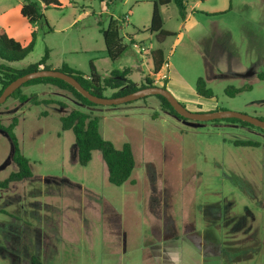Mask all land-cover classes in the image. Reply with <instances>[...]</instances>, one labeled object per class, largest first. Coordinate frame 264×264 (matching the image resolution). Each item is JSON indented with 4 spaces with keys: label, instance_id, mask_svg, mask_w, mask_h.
<instances>
[{
    "label": "rangeland",
    "instance_id": "obj_1",
    "mask_svg": "<svg viewBox=\"0 0 264 264\" xmlns=\"http://www.w3.org/2000/svg\"><path fill=\"white\" fill-rule=\"evenodd\" d=\"M59 1L61 9L46 13L51 30L38 26L34 51L13 67L35 64L49 50L52 69L65 63L89 75L92 62L103 79L130 69L129 79L141 86L152 71V44L166 58L157 86L168 81L167 90L190 111L264 120V0L199 1L190 24L174 3L165 6L164 29L175 35L162 45L146 31L155 0ZM112 19L126 45L115 62L101 33ZM200 78L215 97L197 105ZM231 86L244 90L232 96ZM23 92L68 108L13 98L0 107L5 126L19 119L15 134L33 172L0 186V264H264V133L258 128L182 120L163 111L155 96L87 108L52 85ZM76 108L100 117L103 138L118 149L132 146L136 168L125 185L109 183L100 151L88 166L78 163L74 133L61 124ZM248 141L259 145H236ZM13 154L0 130V183L17 170Z\"/></svg>",
    "mask_w": 264,
    "mask_h": 264
},
{
    "label": "trees",
    "instance_id": "obj_2",
    "mask_svg": "<svg viewBox=\"0 0 264 264\" xmlns=\"http://www.w3.org/2000/svg\"><path fill=\"white\" fill-rule=\"evenodd\" d=\"M197 1L204 2L207 0ZM152 3L154 5V8L151 24L146 31L155 37L158 44L162 45L169 37H172L175 34L164 29V20L161 14V8L174 3L178 7L181 18L185 21L187 20L190 13V0H155ZM61 8L62 4L59 0H23L21 13L31 25H36L39 27L46 25L50 29V25L45 14L46 11L50 9L59 10ZM101 33L103 35L109 59L113 62L117 61L126 51V45L123 43V38L120 35L119 22L112 19L108 28L102 29ZM31 37V42L27 46H23L20 42H18L14 38H11L6 30H0V60L3 62L0 63V85L2 86L0 95L13 81L17 80L20 77L31 72L39 71L41 69H52L48 65V61L50 59L49 50L46 51L45 56L39 62L29 65L26 68L15 69L9 66V64L24 61L34 51L37 40V31H34ZM133 44L136 43L133 41ZM149 58L152 61L153 70L151 74L146 76L145 82L142 83L141 86L136 85L132 80L129 79V76L131 74L130 69H124L123 71L114 70L111 73L110 78L103 79L92 62L91 73L89 75H86L83 72L70 67L68 64H64L59 71L64 72L65 74H68L77 79L86 90H88L95 96L106 97L105 92L111 90L115 91L112 95V98H116L126 96L143 88L157 86V76L160 75L166 64L165 52L162 48H157L151 51V53L149 54ZM259 78L264 81L263 74L259 75ZM165 82L166 83L163 85V88L167 89L168 81ZM34 85H52L58 87L63 91L71 93L78 101V103L83 107H99L98 105H95L88 99H86L68 83L53 78L32 80L15 91L10 98L18 100L21 103H25L31 100L33 105L36 106L58 105L63 109L68 108V106L63 102L48 99L40 100L35 98L34 95L28 96L23 92V89L25 87ZM243 90L244 89H239L231 86L227 89V94L235 96L241 93ZM196 92L199 97L205 99H212L215 97L214 92L212 91V89L207 87V83L203 78L199 79ZM155 97L160 100L161 108L163 109V111L184 120L179 116V114L174 110L171 104L164 97ZM183 105L188 108L186 104ZM201 109L202 108L199 106L198 111H200ZM214 122H227L233 125H240L241 127L246 129H257V127H254L249 123L237 119L217 120ZM100 123V117L93 116L82 108L73 109L67 115L61 117L62 129L64 131L71 130L74 133L77 145L78 163L84 167L88 166L93 159V153L95 151H100L107 166L109 183L114 186L121 187L130 181L135 171V155L132 146L129 143L124 144L121 149H118L113 142L104 139L101 134ZM18 125V118H14L9 126H5L0 121V130L7 133L12 141L14 148L13 162L17 167V170L15 172L11 173L6 180L0 183V186L4 189L9 188L12 184L19 183L25 179H30L33 177L30 160L22 154L18 138L15 134V129L18 127ZM258 129L264 133V130L260 128ZM236 145L255 147L259 144L248 141L237 142Z\"/></svg>",
    "mask_w": 264,
    "mask_h": 264
},
{
    "label": "water",
    "instance_id": "obj_3",
    "mask_svg": "<svg viewBox=\"0 0 264 264\" xmlns=\"http://www.w3.org/2000/svg\"><path fill=\"white\" fill-rule=\"evenodd\" d=\"M42 78H53V79L62 80L68 83L69 85H71L72 87H74L80 94H82L90 102L98 106H104V107L120 106L128 103L136 102L150 96H162L171 104L174 110L184 120L205 123V122H214L217 120L237 119L249 123L254 127L264 130V120L246 114L233 112V111H226V110H219L214 112L190 111L169 90L159 86L143 88L126 96H121L116 98L95 96L91 94L88 90H86L81 85V83L74 77L65 74L64 72H61L59 70H53V69L51 70L41 69L39 71L26 74L18 78L17 80L13 81L0 95V105L5 104L15 91L23 87L28 82Z\"/></svg>",
    "mask_w": 264,
    "mask_h": 264
},
{
    "label": "crops",
    "instance_id": "obj_4",
    "mask_svg": "<svg viewBox=\"0 0 264 264\" xmlns=\"http://www.w3.org/2000/svg\"><path fill=\"white\" fill-rule=\"evenodd\" d=\"M22 5H23V0H16V3L15 4H13V3H7V2L0 3V30H2V29L6 30V32L8 33V35L11 38H14L18 42H20L23 46H27L31 42V39H32L31 35H32V33L34 31H37L38 30V26L31 25L27 21V19H25L23 17V15L21 13V7H22ZM198 5H199V1H197V0H190V3H189V11H190V13H189V16H188L187 20L184 21L185 23H187V24L192 23V17L194 15H192L191 13H192V10H194V7H196ZM106 7H108V6H106ZM162 8H164V7H162ZM162 8H161V12H162ZM48 11L49 10H47L46 13H48ZM152 14H153V11H152ZM127 21H129V18H128ZM150 49L151 50H149V52L152 51V50H155L152 47V44H151ZM148 58H149V56H148ZM150 62L152 63L151 60H150ZM0 63H3V62L1 61ZM30 65H32V64H30ZM9 66H11L12 68H15V67L12 66V64H9ZM28 66L29 65H27L26 67H28ZM26 67H24V68H26ZM15 69H23V68H15ZM53 70H55V69H53ZM56 70H60V69H56ZM152 70H153V64H152ZM163 71H167L166 70V65L163 68V70L160 73V75L163 73ZM151 73H152V71H151ZM151 73H149V74H151ZM184 97L185 96L181 95L180 99L182 98V100L189 101V100H186V98H184ZM200 98H202V97H199L198 96L197 98L194 99L195 104H197V105L198 104H200V105L203 104V102L201 101Z\"/></svg>",
    "mask_w": 264,
    "mask_h": 264
},
{
    "label": "built area",
    "instance_id": "obj_5",
    "mask_svg": "<svg viewBox=\"0 0 264 264\" xmlns=\"http://www.w3.org/2000/svg\"><path fill=\"white\" fill-rule=\"evenodd\" d=\"M142 50V49H141ZM151 53V51L149 52V54ZM149 54H148V56H149Z\"/></svg>",
    "mask_w": 264,
    "mask_h": 264
}]
</instances>
